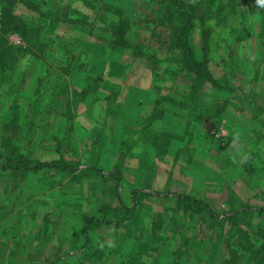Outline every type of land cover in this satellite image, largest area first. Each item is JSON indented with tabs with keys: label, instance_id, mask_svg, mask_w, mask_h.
Here are the masks:
<instances>
[{
	"label": "rangeland",
	"instance_id": "obj_1",
	"mask_svg": "<svg viewBox=\"0 0 264 264\" xmlns=\"http://www.w3.org/2000/svg\"><path fill=\"white\" fill-rule=\"evenodd\" d=\"M227 1L186 35L218 79L198 84L169 0H0L24 26L1 30L0 264H222L231 223L178 194L236 211L264 264V5L217 23Z\"/></svg>",
	"mask_w": 264,
	"mask_h": 264
},
{
	"label": "trees",
	"instance_id": "obj_2",
	"mask_svg": "<svg viewBox=\"0 0 264 264\" xmlns=\"http://www.w3.org/2000/svg\"><path fill=\"white\" fill-rule=\"evenodd\" d=\"M5 2H8L10 0H4ZM25 1V0H24ZM173 3H176L178 5V8L181 10L182 14L184 13L187 20L185 21H181L180 24L175 25L172 35H171V42H174L175 44H179L180 46H182L184 48L185 51V64L187 65V67L192 70L193 72H195V74L197 75L195 83H200L199 80L202 79H210L214 84H217L218 79L216 77H214V75L212 74V71L210 70V68L207 65L206 62V58H201L199 57L195 47H193V44L191 42H189V40L187 39V34L189 35V33L192 31V28L194 27V20L197 19L198 17L201 19H204V17L207 16V14L205 13H209L211 14V12L213 11L212 6L215 5V0H206L202 3V8L204 5H207L205 12L204 13H199L198 9L201 8V4H199V2L196 1H189V0H169ZM240 0H228L227 3H220L217 5V9L216 13L214 14V16H216L217 19V23H223L228 19L227 15H223V10L227 7H231V9H235L238 5V2ZM27 2V1H26ZM243 4H250V3H254L256 5H260L257 0H242ZM28 5L31 8H34V5L28 2ZM178 14H180L178 12V9H174ZM180 14V15H182ZM201 14L204 16H201ZM13 19H16V17H12ZM13 21L9 27L8 25H6L7 27L4 26V28L0 29V45H4V49H0V64L5 66V58L6 56L11 52L12 49H10L9 45L7 44V38L1 34V30H8V29H12V30H22L23 24H21V22H17V21ZM202 23V35H203V40H204V47H207L208 44L206 43L205 39H207V33L210 30V27L206 25V22L204 20L201 21ZM122 29L121 30H117V35L121 36L122 33ZM163 44H165V41L163 42ZM7 61H9V58H6ZM15 66V63H13ZM11 64V65H13ZM0 156H3L5 158V155L1 154ZM56 166L58 168L64 169V170H73L75 168H77V166H74L73 164H69L67 162H58V163H43V162H39V163H35V164H31L28 166H25L23 169L24 170H30V169H41V168H45V167H53ZM10 168V167H9ZM11 168H16L15 166H12ZM2 169L6 170L8 169L6 163H2ZM177 198L180 202H192V203H196V204H202L204 206V208L207 209V213L209 214L208 216L211 215V217L216 216L218 221H219V228L222 229L221 233H223V228L225 226V223H231L230 227L228 228L227 231H225L227 233V236L223 237V241L218 242L217 246L218 248H221V246L223 244H226L229 247V253H228V257H226L222 264H243V258L241 256V252H252L254 245H255V241L253 240L252 237V233L244 228L243 226L238 225V221H237V212L236 211H232L229 213H223L220 215V213L216 212L213 210V208L205 201H202L196 197L193 196H189V195H182V194H178ZM255 234L261 238L264 239V227L263 226H259L255 232Z\"/></svg>",
	"mask_w": 264,
	"mask_h": 264
},
{
	"label": "crops",
	"instance_id": "obj_3",
	"mask_svg": "<svg viewBox=\"0 0 264 264\" xmlns=\"http://www.w3.org/2000/svg\"><path fill=\"white\" fill-rule=\"evenodd\" d=\"M48 240V239H47ZM48 244H51V243H49V241H47V245ZM51 248V247H50ZM10 250V249H9ZM9 250H7V254H8V252H9ZM15 251H16V249L14 250V252H12V253H10L12 256H14V255H16V253H15ZM56 253V251L55 250H53V249H48L47 250V257L49 258V259H52L53 261L54 260H56V257H58L59 255H57V254H55Z\"/></svg>",
	"mask_w": 264,
	"mask_h": 264
},
{
	"label": "clouds",
	"instance_id": "obj_4",
	"mask_svg": "<svg viewBox=\"0 0 264 264\" xmlns=\"http://www.w3.org/2000/svg\"><path fill=\"white\" fill-rule=\"evenodd\" d=\"M257 2L261 5H264V0H257Z\"/></svg>",
	"mask_w": 264,
	"mask_h": 264
}]
</instances>
